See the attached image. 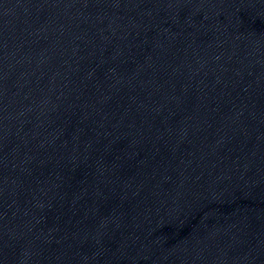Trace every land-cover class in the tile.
<instances>
[{
  "label": "water",
  "instance_id": "water-1",
  "mask_svg": "<svg viewBox=\"0 0 264 264\" xmlns=\"http://www.w3.org/2000/svg\"><path fill=\"white\" fill-rule=\"evenodd\" d=\"M0 169L43 264H264V0H0Z\"/></svg>",
  "mask_w": 264,
  "mask_h": 264
}]
</instances>
